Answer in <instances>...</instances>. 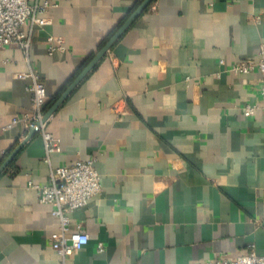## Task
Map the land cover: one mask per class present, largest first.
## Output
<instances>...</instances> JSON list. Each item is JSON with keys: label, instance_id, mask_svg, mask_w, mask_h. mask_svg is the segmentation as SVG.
Returning <instances> with one entry per match:
<instances>
[{"label": "crops", "instance_id": "1", "mask_svg": "<svg viewBox=\"0 0 264 264\" xmlns=\"http://www.w3.org/2000/svg\"><path fill=\"white\" fill-rule=\"evenodd\" d=\"M36 1L50 24L23 25L28 58L0 49V166L28 135L12 121L30 114L29 69L46 112L140 0ZM49 36L66 51L48 55ZM261 48L264 0H154L50 115L49 164L36 134L0 173V264H60L58 220L29 183L92 157L101 191L68 215L88 243L67 264L264 256V113L244 116L260 76L229 71Z\"/></svg>", "mask_w": 264, "mask_h": 264}, {"label": "built area", "instance_id": "2", "mask_svg": "<svg viewBox=\"0 0 264 264\" xmlns=\"http://www.w3.org/2000/svg\"><path fill=\"white\" fill-rule=\"evenodd\" d=\"M48 6L47 2L39 4L36 1L30 4L28 0H0V49L14 45L28 58L31 39L29 34L23 32L22 27L28 20L31 24L39 26L49 25L50 20L36 18V14L43 13ZM46 47L48 55L66 51L61 37H47ZM219 64L222 65L223 62L220 61ZM229 71L240 75L252 72L259 74L261 82L259 105L246 106L244 116L250 117L257 110L264 113V49L259 50L256 60L248 59L233 63ZM28 77L30 79L27 88L30 93V114L13 119L12 124L22 123L26 134L34 131L41 136L44 162L49 164V155L58 148L54 144L52 135L46 130L47 120H44L46 92L43 82L32 69H29ZM7 128L9 127H4L2 130ZM94 163L93 157L87 161L77 159L71 165L50 168L45 185L29 183V187L36 191L39 203L50 205L52 215L58 220V232L51 239L50 245L58 256L60 264H67L68 257L88 243L87 234L81 230L68 234L70 229L68 215L84 207L88 199L100 193V177ZM103 248L102 244H98L97 252H103ZM202 264H264V256L258 255L254 245H250L243 254L232 258L209 259Z\"/></svg>", "mask_w": 264, "mask_h": 264}, {"label": "water", "instance_id": "3", "mask_svg": "<svg viewBox=\"0 0 264 264\" xmlns=\"http://www.w3.org/2000/svg\"><path fill=\"white\" fill-rule=\"evenodd\" d=\"M154 0H142L136 8L129 14V16L122 22L115 33L108 39V41L96 52L89 63L83 68L73 82L64 90V92L55 100L44 114V120H48L50 115L66 100L76 85L92 70V68L101 60V58L108 52L114 42L126 31V29L148 8ZM36 133L31 131L19 146L8 156V158L1 164L0 173L13 160L16 153L29 141Z\"/></svg>", "mask_w": 264, "mask_h": 264}, {"label": "trees", "instance_id": "4", "mask_svg": "<svg viewBox=\"0 0 264 264\" xmlns=\"http://www.w3.org/2000/svg\"><path fill=\"white\" fill-rule=\"evenodd\" d=\"M141 1H142V0H140V1H139V2L133 7V9L130 11V13L136 8V6H137ZM130 13H129V14H130ZM129 14L127 15V17L129 16ZM127 17H126V18H127ZM126 18H125V19H126ZM120 25H121V24H119L118 27H119ZM118 27H116V29H114V30L109 34V36H108V37H107V38L101 43V45H100L99 48H102V46H103V45L108 41V39L114 34V32L118 29ZM90 58H91V57H90ZM90 58H89V59H90ZM89 59H88V60H89Z\"/></svg>", "mask_w": 264, "mask_h": 264}]
</instances>
